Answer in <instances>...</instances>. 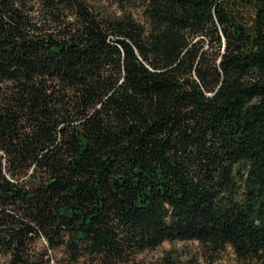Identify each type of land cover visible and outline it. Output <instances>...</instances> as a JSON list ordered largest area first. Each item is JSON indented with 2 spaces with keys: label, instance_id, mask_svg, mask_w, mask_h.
<instances>
[{
  "label": "trees",
  "instance_id": "1",
  "mask_svg": "<svg viewBox=\"0 0 264 264\" xmlns=\"http://www.w3.org/2000/svg\"><path fill=\"white\" fill-rule=\"evenodd\" d=\"M103 1L0 0V264H264V0Z\"/></svg>",
  "mask_w": 264,
  "mask_h": 264
},
{
  "label": "rangeland",
  "instance_id": "2",
  "mask_svg": "<svg viewBox=\"0 0 264 264\" xmlns=\"http://www.w3.org/2000/svg\"><path fill=\"white\" fill-rule=\"evenodd\" d=\"M92 1H94V0H92ZM103 1V0H102ZM104 2V4H107V5H109L110 4V2L109 1H103ZM111 7V6H110ZM112 11H116L117 10V7L116 6H113V7H111L110 8ZM179 247H192V248H196L197 247V244H195V243H190V244H185V243H178L177 244ZM37 246V249H38V251H40L41 249H44V246L41 244V243H39V244H37L36 245ZM172 247V245L171 244H168V243H166V244H164L163 245V247H161L158 251H156L154 254H152V255H155V256H159L162 252H163V250H166V249H170ZM226 257H224L223 259H220V261H218L217 263H215V264H239L238 263V260L236 259V257L235 256H233V254L232 253H228L227 255H225ZM64 255L63 254H61V253H55V261L57 260V261H61L60 263H62V264H64L65 263V259H64ZM202 264H207L206 262H202Z\"/></svg>",
  "mask_w": 264,
  "mask_h": 264
}]
</instances>
